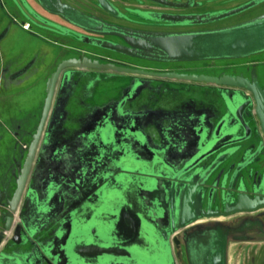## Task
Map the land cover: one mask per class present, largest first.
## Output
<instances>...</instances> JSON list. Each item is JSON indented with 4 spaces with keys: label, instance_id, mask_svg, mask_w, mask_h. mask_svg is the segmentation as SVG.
<instances>
[{
    "label": "water",
    "instance_id": "obj_1",
    "mask_svg": "<svg viewBox=\"0 0 264 264\" xmlns=\"http://www.w3.org/2000/svg\"><path fill=\"white\" fill-rule=\"evenodd\" d=\"M20 1L24 30L111 56H72L54 40L61 51L38 65L21 66V54L4 67L8 85L30 83L37 97L4 125L0 264H230L233 243L254 244L264 229V90L249 84L264 68L246 77L171 65L264 53V11L248 17L264 0H146L202 12L141 11L144 23L130 22L140 28L35 0L63 25ZM220 217L232 219L203 222Z\"/></svg>",
    "mask_w": 264,
    "mask_h": 264
},
{
    "label": "flooded vegetation",
    "instance_id": "obj_2",
    "mask_svg": "<svg viewBox=\"0 0 264 264\" xmlns=\"http://www.w3.org/2000/svg\"><path fill=\"white\" fill-rule=\"evenodd\" d=\"M1 1L3 4L1 7V9L3 10V16H4L2 18L3 21L5 22L7 21L6 17L10 18L8 17L10 16V12H9L10 9H12L15 13H17L19 17L20 16L22 17L23 15L22 9H21L22 2L20 0H17L19 4L17 3L16 0L15 1L11 0L12 4H8L4 0H1ZM63 1L66 3H69L70 5L76 7L77 9L81 10L82 12L86 14L97 16L98 18L106 22L119 23L124 26L136 27V28L138 27L140 28L143 26L135 25L130 22L144 23L143 21L140 20V17H142L141 16L142 13H140L141 11L160 10V11H164L168 13H175V14L202 12L201 8L200 9L198 8L197 9L196 8L168 9V8H164L161 6L158 7L157 5L150 3L146 0H109L117 8L119 12L118 13L119 19H118L117 17L112 16L108 14L107 12H105L103 9H101L96 0H63ZM169 1H175V2L182 1L183 4L187 2L186 0L185 1L184 0H169ZM27 2L34 10L38 11L39 13L42 12L35 0H27ZM41 14H43L48 20H51V21L56 20L60 24L65 25V23L59 18L55 19L45 12ZM13 17H15V20L17 21V17L16 16H13ZM23 19H24V15H23ZM32 27L33 26L31 25V28ZM144 29H149V27H144ZM51 34H53L56 39H58L57 38L58 36H61L53 32H51ZM67 43H66L67 45L66 44L64 45L65 47H68L70 45H72L71 47H73V48L68 47L66 49V51L70 50L72 52L70 54L72 56L80 55V54L90 55V56H99V57L101 56L110 57L111 56V54L106 53L104 51H99L97 49H93L88 46H85V44L78 43L76 42L75 39H70ZM75 48H77V50ZM79 51L82 53H79ZM123 62L130 63L128 60L123 61ZM157 66H159V64H154V66L149 65L146 68L154 69V70L162 69ZM261 68H264V53H261V54L252 56L250 58L243 59V60H237V61H221V62L217 61V62H205L201 64L197 63V64L171 65V69L177 70V71L198 72V73H205V74L217 75V76L219 75H237V76L244 75L246 77H249L252 73H260ZM7 69H5L4 71H6ZM242 81H245V80H242ZM185 85L190 86L191 84L186 83ZM249 85L254 86L255 89H259V91L261 92V90L262 91L264 90V78H262L259 75L255 83L253 85L252 84H249ZM204 87L206 88L207 91L208 90L212 91L213 88H215V86H209V85H206ZM224 219L226 218L220 217V218H215V219L204 220L203 222L214 221V220L223 221ZM224 221H227V220H224ZM255 230L256 231H254V234H255L256 241H253V243L255 244V247H257L258 249L254 251V258H253L254 264H263L264 262V239L260 241L258 240V238L260 237V235L262 236V234L264 233V229H261L260 227H255Z\"/></svg>",
    "mask_w": 264,
    "mask_h": 264
},
{
    "label": "rangeland",
    "instance_id": "obj_3",
    "mask_svg": "<svg viewBox=\"0 0 264 264\" xmlns=\"http://www.w3.org/2000/svg\"><path fill=\"white\" fill-rule=\"evenodd\" d=\"M4 1L8 4H12L11 0ZM263 11L264 7L258 8L257 10L251 12L248 17L257 15ZM9 12L10 18L6 17L7 21L2 27H0V35L3 34V28H5V26L9 29L5 39L0 42V155L3 154L8 140V134L6 133L4 125L9 123V116L11 114H24L37 97V95H34L31 92L32 85L30 83L25 86H21L19 83L17 85H8L9 83L7 82V78H5L3 74L4 67L13 59H18L21 54H24L23 63H20L21 66L24 64L29 65L33 61L36 62V66L40 63L44 53H55L61 51V46L56 45L54 40L59 41L60 45L69 41L68 36H58V39H56L55 36L48 31L37 30L33 24L31 31L24 30L21 26V22L24 21V19L21 16L19 17L12 9H10ZM13 16L17 17L18 24L13 23ZM3 17V10L0 8V21ZM27 29L29 28L27 27ZM32 32H40L39 34H43L44 37L42 39L36 37L32 34ZM133 63L142 67H147L149 65L154 66L153 64L139 61H135ZM157 67L163 68L165 66L159 65ZM16 69H18V67ZM41 87L44 88V83ZM41 96H43V93ZM45 167L48 168L47 161L45 162ZM229 219L232 218H226L224 220ZM256 249L258 248L255 247V244L233 243L230 248V264H251L252 254Z\"/></svg>",
    "mask_w": 264,
    "mask_h": 264
},
{
    "label": "bare ground",
    "instance_id": "obj_4",
    "mask_svg": "<svg viewBox=\"0 0 264 264\" xmlns=\"http://www.w3.org/2000/svg\"><path fill=\"white\" fill-rule=\"evenodd\" d=\"M261 211H264V210H261Z\"/></svg>",
    "mask_w": 264,
    "mask_h": 264
}]
</instances>
